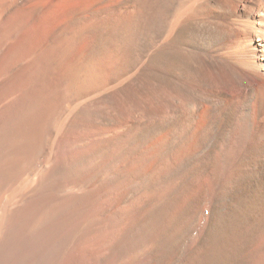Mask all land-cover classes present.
<instances>
[{
	"label": "bare ground",
	"instance_id": "6f19581e",
	"mask_svg": "<svg viewBox=\"0 0 264 264\" xmlns=\"http://www.w3.org/2000/svg\"><path fill=\"white\" fill-rule=\"evenodd\" d=\"M68 123L100 138L56 164ZM263 232L264 0H0V264L91 234L98 264H252Z\"/></svg>",
	"mask_w": 264,
	"mask_h": 264
},
{
	"label": "rangeland",
	"instance_id": "374dc122",
	"mask_svg": "<svg viewBox=\"0 0 264 264\" xmlns=\"http://www.w3.org/2000/svg\"><path fill=\"white\" fill-rule=\"evenodd\" d=\"M98 92H95V93H92L91 95H88L87 97H84L81 98L78 102H83V101H86V100H90L91 97H94ZM86 98V99H85ZM92 99V98H91ZM69 126V123L68 125H66L64 128L61 129V132H59L57 134V136L55 137V140L53 142V147H52V155L53 157L55 158V162H57L56 164H61V161L63 162L65 158L69 157V154L72 153V150H74L75 147H88V145L92 144L93 142L97 141L100 137V132L97 130V129H91V130H88L87 129H84V128H79L78 126L74 125V127L72 126V130L73 132L69 135L67 134V130H68V127ZM76 126V127H75ZM74 128V129H73ZM64 129V130H63ZM84 131H83V130ZM82 130V131H81ZM65 133V134H64ZM67 134V135H66ZM67 136V137H66ZM82 145V146H81ZM59 146V147H58ZM55 150V151H54ZM58 150V151H57ZM71 151V152H70ZM67 152V153H66ZM69 152V154H68ZM56 153V154H55ZM65 155H64V154ZM60 154V155H59ZM67 154V155H66ZM71 155L73 154H70V157ZM62 157V158H61ZM45 158V159H44ZM48 156L45 155L44 157H42L40 159V161L35 165V167L39 166V165H42V164H45L47 162V159ZM132 157H123V158H120L119 161H111V160H107V161H110L108 166L106 167L105 171L99 175V179L102 180L103 178L105 177H110L112 175H114L115 173H117L120 169L124 170H120V172L124 175L125 171L127 170H132L134 168V163L132 161ZM123 159V160H122ZM130 161V162H129ZM115 162V163H114ZM120 163V164H119ZM123 163V164H122ZM127 164H130V165H127ZM237 162L233 161L231 163H228L226 164L227 167H225V172H226V175L228 174V172H232L234 171L235 167L237 166ZM131 166V167H130ZM235 166V167H234ZM35 167H33V169L31 170L29 176H32V174L35 172ZM110 167V168H109ZM120 167V168H119ZM128 169H126V168ZM125 168V169H124ZM130 168V169H129ZM109 170V171H108ZM116 171V172H115ZM106 173V174H105ZM86 178L89 177V175L85 176ZM121 188H124L125 185L123 184L122 186V183L120 184ZM143 192L145 193V191H141L140 193L143 194ZM116 193V194H115ZM139 193V195H141ZM110 196L107 195V197H105L104 199L100 200L102 202H97L93 205H91L88 209L86 208L85 210V213L86 214L84 217H88L89 215L95 213V212H99L101 210V208H103L104 206H107L108 204H111L115 197L117 196V192L116 190H113L111 191L110 193ZM138 195V194H137ZM138 195V196H139ZM110 197V198H109ZM107 198V199H106ZM109 198V199H108ZM106 199V200H105ZM106 201V202H105ZM105 202V204H104ZM110 202V203H109ZM101 204V205H100ZM104 204V205H103ZM125 204L123 205H119L118 208H120V206H124ZM101 206V207H100ZM98 207V208H97ZM97 208V209H96ZM96 209V210H94ZM92 210L93 213L90 211ZM74 218L71 216L67 222L64 224L63 228H62V232L61 234L63 233H68L71 231V229H75V228H78L79 226H76L80 225V227L78 229H81L82 228V225L80 224L81 223V220H80V214H75L73 215ZM76 217V218H75ZM67 225V226H66ZM65 229V230H64ZM77 229V230H78ZM75 231V230H74ZM62 234V235H63ZM263 234V235H262ZM259 238L257 239L256 241V245L253 246L252 248V253H253V263L254 264H264V259H263V256L261 255H264V232L262 233ZM75 236V235H74ZM95 235L94 234H91V235H88V236H81L79 237V235H76L72 241L70 242V244L66 247L65 249V252H63L61 258L58 260V263L57 264H98V255H99V252H95L96 250V247H97V243H96V240H95ZM263 242H262V240ZM86 240V241H85ZM80 241V242H79ZM76 242V243H75ZM258 242V243H257ZM85 243V244H84ZM260 243V244H259ZM263 244V245H262ZM258 245V246H257ZM260 246V247H259ZM263 246V248H262ZM79 247V248H78ZM83 247V249H82ZM91 247V248H90ZM256 247H259L256 249ZM80 249V250H79ZM261 249L262 251H259ZM93 250V251H92ZM91 251V252H90ZM74 252V253H73ZM262 252V254H261ZM82 253V254H81ZM84 253V254H83ZM97 253V254H96ZM257 254V255H256ZM96 255V256H94ZM129 257V258H128ZM128 257H125L123 259H114V260H110L108 261L110 264H136L138 261H140L141 257H136V256H128ZM136 257V258H135ZM84 258V259H83ZM126 259V260H125ZM133 259V260H132ZM263 259V260H262ZM115 260H116V263H115ZM120 260V262L118 261ZM258 260V261H257ZM97 262V263H96ZM106 263V264H109V263ZM112 262V263H111ZM118 262V263H117ZM258 262V263H257ZM252 263V264H253Z\"/></svg>",
	"mask_w": 264,
	"mask_h": 264
}]
</instances>
